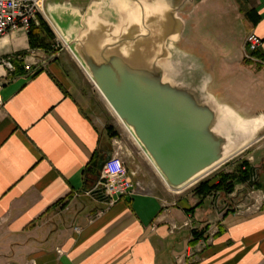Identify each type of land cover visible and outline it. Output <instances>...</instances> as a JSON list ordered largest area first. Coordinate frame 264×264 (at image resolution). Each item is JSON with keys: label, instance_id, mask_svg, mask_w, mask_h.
I'll return each mask as SVG.
<instances>
[{"label": "crops", "instance_id": "obj_1", "mask_svg": "<svg viewBox=\"0 0 264 264\" xmlns=\"http://www.w3.org/2000/svg\"><path fill=\"white\" fill-rule=\"evenodd\" d=\"M186 5L182 43L212 66L211 88L260 111L264 0ZM249 34L263 64L243 59ZM29 41L23 28L0 38V59L15 57L13 73L0 65V264H264V156L251 204L223 218L197 182L173 191L152 167L128 170L142 189L107 206L84 192L92 162L111 149L89 113L93 84L68 50L50 57L52 46Z\"/></svg>", "mask_w": 264, "mask_h": 264}, {"label": "water", "instance_id": "obj_2", "mask_svg": "<svg viewBox=\"0 0 264 264\" xmlns=\"http://www.w3.org/2000/svg\"><path fill=\"white\" fill-rule=\"evenodd\" d=\"M190 3L92 0L78 7L72 0H44L42 6L67 50L173 191L245 150L264 129V108L240 104L239 92L213 90L212 66L182 43L179 13ZM110 155L111 149L101 150L92 162L96 182ZM258 172L244 184L247 193L259 185ZM218 200L213 207L220 218L244 207L241 201L227 206Z\"/></svg>", "mask_w": 264, "mask_h": 264}, {"label": "built area", "instance_id": "obj_3", "mask_svg": "<svg viewBox=\"0 0 264 264\" xmlns=\"http://www.w3.org/2000/svg\"><path fill=\"white\" fill-rule=\"evenodd\" d=\"M44 0H0V38L6 33L16 28H23L28 31L32 23L37 24V17L43 16ZM57 42L52 46L51 56L60 49L67 50L62 40L54 32ZM261 43V39L254 34H249L244 42L243 59L244 61L263 64L262 60L255 57ZM15 57L8 56L0 59V65L9 73L15 71L13 60ZM40 64V65H39ZM37 67L41 66L37 62ZM23 69L26 72L31 71V66L25 65ZM0 98V106H2ZM112 151L109 160L104 164L99 179L95 185L86 189L87 195L102 196L107 206H111L123 198L133 196L137 191L142 189V184L134 179V173H129L125 167L122 157L121 143L117 140L112 141ZM216 196V195H215Z\"/></svg>", "mask_w": 264, "mask_h": 264}, {"label": "rangeland", "instance_id": "obj_4", "mask_svg": "<svg viewBox=\"0 0 264 264\" xmlns=\"http://www.w3.org/2000/svg\"><path fill=\"white\" fill-rule=\"evenodd\" d=\"M43 20L47 23L50 30L53 33V39L50 40L49 46H54L57 42V38L54 34V29L47 21L46 17L41 16ZM63 42L60 43V45ZM64 44V43H63ZM65 46V45H64ZM93 90L95 92V104L90 109V115L96 121L101 134L104 137L105 144L111 145L112 151V141L117 140L121 143V153L123 157V161L127 170H132L134 166H137V173L139 174L141 170L144 168L145 170H149L151 166L148 159L145 157L139 146L133 140L131 135L127 132V130L123 127V125L118 121V119L113 115L112 111L109 109L103 98L99 95L96 88L93 86ZM97 103V104H96ZM114 134V136H111ZM264 156V129H262L258 135L256 136L255 140L250 143V145L240 153L233 156L231 159L220 165L218 168L214 169L210 173L204 176L203 179H200L199 182L207 180L209 178H213L219 174H230L233 179L234 183V190L232 194H211L209 195L210 202H214L216 196L218 195L219 200L218 202L221 203L222 201H229L231 206V201H241L243 204L250 203L253 199V192L255 190H251V192L247 193V187L240 182L239 175L243 172L246 166L241 165L243 162H248L250 166V170H257L261 167L262 157ZM249 158V159H248ZM264 158V157H263ZM248 159V160H247ZM142 166V167H141ZM153 168V167H152ZM136 179V178H135ZM137 180L140 181L139 178ZM196 183V185L198 184ZM216 195V196H215Z\"/></svg>", "mask_w": 264, "mask_h": 264}, {"label": "trees", "instance_id": "obj_5", "mask_svg": "<svg viewBox=\"0 0 264 264\" xmlns=\"http://www.w3.org/2000/svg\"><path fill=\"white\" fill-rule=\"evenodd\" d=\"M28 36L30 38L29 44L32 49H46L49 45L48 42L53 39L52 31L41 16L37 17V24L32 23L29 27ZM111 136H114V134ZM241 165L246 166V168L240 173L239 180L241 183L245 184L250 179V166L248 162H243ZM89 173L93 175L91 166L89 168ZM233 179L234 177L230 174H219L213 178L199 182L196 191L201 193L203 198L214 193L230 195L234 190Z\"/></svg>", "mask_w": 264, "mask_h": 264}, {"label": "bare ground", "instance_id": "obj_6", "mask_svg": "<svg viewBox=\"0 0 264 264\" xmlns=\"http://www.w3.org/2000/svg\"><path fill=\"white\" fill-rule=\"evenodd\" d=\"M100 95V94H99ZM101 96V95H100ZM106 103V102H105ZM107 104V103H106ZM107 106H108V104H107ZM109 107V106H108ZM109 109L111 110V108L109 107ZM112 111V110H111ZM112 113H113V115L116 117V115L114 114V112L112 111ZM117 118V117H116ZM118 119V118H117ZM118 121L122 124V122L118 119ZM123 125V124H122ZM123 127L126 129V127L123 125ZM256 127H254L253 129H252V133L254 132V129H255ZM127 130V129H126ZM127 132L129 133V131L127 130ZM130 134V133H129ZM132 137V136H131ZM133 138V137H132ZM134 140V139H133ZM137 144V143H136ZM146 157V156H145ZM229 158V157H228ZM152 166V165H151ZM214 172V171H213ZM160 177V176H159ZM206 177V176H205ZM203 179V178H202ZM200 180V179H199ZM163 181V180H162ZM164 182V181H163ZM198 183V182H197ZM194 186V185H193Z\"/></svg>", "mask_w": 264, "mask_h": 264}, {"label": "flooded vegetation", "instance_id": "obj_7", "mask_svg": "<svg viewBox=\"0 0 264 264\" xmlns=\"http://www.w3.org/2000/svg\"><path fill=\"white\" fill-rule=\"evenodd\" d=\"M252 172H253V170H250V175L252 174ZM221 204L230 206V202L229 201H222Z\"/></svg>", "mask_w": 264, "mask_h": 264}]
</instances>
